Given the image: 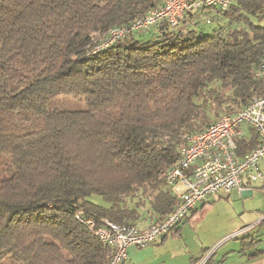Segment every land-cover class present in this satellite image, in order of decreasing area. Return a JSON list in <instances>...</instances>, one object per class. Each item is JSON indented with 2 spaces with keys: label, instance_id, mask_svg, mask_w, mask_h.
I'll list each match as a JSON object with an SVG mask.
<instances>
[{
  "label": "trees",
  "instance_id": "obj_1",
  "mask_svg": "<svg viewBox=\"0 0 264 264\" xmlns=\"http://www.w3.org/2000/svg\"><path fill=\"white\" fill-rule=\"evenodd\" d=\"M159 2L0 0V264H106L111 247L77 211L97 223L135 224L144 207L166 216L181 136L211 123L212 104L232 114L264 92V0L217 9L210 31L159 22L91 53ZM257 142L241 138L237 155Z\"/></svg>",
  "mask_w": 264,
  "mask_h": 264
},
{
  "label": "built area",
  "instance_id": "obj_2",
  "mask_svg": "<svg viewBox=\"0 0 264 264\" xmlns=\"http://www.w3.org/2000/svg\"><path fill=\"white\" fill-rule=\"evenodd\" d=\"M236 0H160L159 5L124 25L108 29L91 53L108 48L124 37L165 22L169 29L188 25L194 13L204 8L227 10ZM209 18L206 22L209 23ZM257 76L264 83V53L260 55ZM252 131L257 144L237 155L238 140ZM177 160L167 167L165 179L177 201L161 219H151L146 225L119 224L103 219L100 222L85 217L76 219L85 224L103 243L111 247L106 264H122L130 247H146L170 233L187 214L203 204L212 194H228L241 189L246 182H263L259 161L264 155V92L254 94L239 110L221 114L197 132L184 133ZM264 186V184H263Z\"/></svg>",
  "mask_w": 264,
  "mask_h": 264
},
{
  "label": "rangeland",
  "instance_id": "obj_3",
  "mask_svg": "<svg viewBox=\"0 0 264 264\" xmlns=\"http://www.w3.org/2000/svg\"><path fill=\"white\" fill-rule=\"evenodd\" d=\"M215 12L216 9L204 8L195 12L192 18L199 20V25L204 31H210L217 26V21L210 19L213 18ZM208 18L211 20L210 23L206 22ZM74 103L75 100L71 98L64 102V105L71 106ZM211 106L213 109L210 122H213L223 113L214 115L215 106L214 104ZM259 166L264 178V155L259 161ZM256 186L260 195L254 194L253 197L245 200L236 199L233 196L229 200L210 197L203 207L196 210L189 221L181 223V235L171 242L172 246H181L185 251H190L191 254L198 256L196 262L201 261L200 264H203L206 258L211 255L218 260H221L224 255H228L227 261L229 260L231 263L237 258L236 252L241 247L242 237L246 235L245 231L239 232L238 230L242 226L256 221L258 227L254 230L258 229L261 238L257 247L259 249L264 248V220L262 222L261 220L257 221L256 214L257 208L264 203V186L260 181H257ZM260 186L262 188H259ZM174 247L172 248L174 249ZM3 264L19 263H12L10 258H7Z\"/></svg>",
  "mask_w": 264,
  "mask_h": 264
},
{
  "label": "crops",
  "instance_id": "obj_4",
  "mask_svg": "<svg viewBox=\"0 0 264 264\" xmlns=\"http://www.w3.org/2000/svg\"><path fill=\"white\" fill-rule=\"evenodd\" d=\"M246 133V136L254 134L251 130ZM263 184L264 181L262 182V186ZM256 185L257 182H246L241 189H232L228 194L215 192V194L210 195L208 199L212 197L213 199L223 198L225 200H229L231 196L240 200L249 199L250 197H253L254 194L260 195V191H258L259 189H257ZM262 186L259 188H262ZM93 200L99 204L107 205L100 198L93 197ZM204 204L205 203L199 204L196 208L191 210L170 233L157 239L155 242H153V244L142 248L130 247L128 249V257L122 264H200L201 261L196 262L198 256L191 254L190 251H185V249L181 248V246H172L171 242L181 235V223L184 221H189L196 210L199 207H203ZM130 205L132 206V204ZM147 210L148 208L146 207L140 208V215L135 221L136 225L144 226L151 219H153ZM256 212L257 221L261 220L262 222L264 220V203L261 207L257 208ZM255 223L256 221L254 223L246 224L238 230L239 232L245 231L246 235L242 237L241 247L236 252L237 258L235 260L231 261L230 263L229 260L227 261V258L229 257L228 255H224L221 260L214 259L212 256L209 264H264V253L254 255L259 251L264 252V248L259 249L257 247L258 243L261 241V238L258 229L254 230L256 227H258L257 223L254 225ZM249 236L252 240H247ZM172 247H174V249Z\"/></svg>",
  "mask_w": 264,
  "mask_h": 264
}]
</instances>
